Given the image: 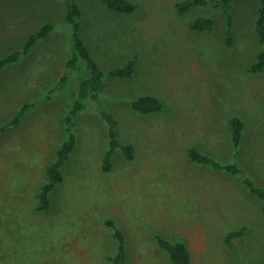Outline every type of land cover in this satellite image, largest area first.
<instances>
[{
    "label": "rangeland",
    "instance_id": "1",
    "mask_svg": "<svg viewBox=\"0 0 264 264\" xmlns=\"http://www.w3.org/2000/svg\"><path fill=\"white\" fill-rule=\"evenodd\" d=\"M73 1L81 10L80 35L104 73L137 56L133 76H106L101 97L134 158L117 151L111 172L102 171L108 127L88 103L74 120L76 147L51 207L37 210L45 170L66 138L72 88L52 89L71 55L69 29L63 0H0V59L21 50L42 25L53 26L28 54L0 69V126L33 104L0 136V264H109L116 242L106 220L125 236L127 264H171L156 234L182 240L191 264H260V199L242 176L188 156L194 147L220 163H237L264 188V71L249 70L264 51L255 31L259 0L231 3L230 47L225 13L210 5L180 14L182 0H130L135 12L122 14L99 0ZM200 16L214 20L211 30L190 28ZM142 95L157 97L162 110L134 111L130 102ZM234 116L244 123L237 149L229 130ZM242 228L243 236L227 246L225 235Z\"/></svg>",
    "mask_w": 264,
    "mask_h": 264
},
{
    "label": "trees",
    "instance_id": "2",
    "mask_svg": "<svg viewBox=\"0 0 264 264\" xmlns=\"http://www.w3.org/2000/svg\"><path fill=\"white\" fill-rule=\"evenodd\" d=\"M99 1L109 10L116 13L132 14L136 10V5L130 0ZM233 1L234 0H182L176 4V9L180 14L186 13L194 8L206 7L209 5L221 9L226 17L224 41L225 44L230 47L233 43V24L228 9ZM63 3L65 7V22L69 29L71 55L65 61L66 69L64 74L58 79L52 91L62 90L69 84L72 88V100L64 119L66 138L61 142L52 161L48 164L45 170L44 181L39 186L36 193V198L38 200L37 210L40 212H46L51 207V194L62 181L63 167L70 159L76 147L74 120L86 108L88 103L96 107L108 127L109 140L108 147L102 158V171L104 173L111 172L113 157L117 151H121L129 161L134 158V147L131 144H124L120 141L116 129L117 122L113 115L103 106L101 97L106 87L105 77L108 76L116 79L131 78L136 70L137 56H133L123 65L104 73L92 57L80 35V24L78 20L81 16V10L79 6L73 0H63ZM189 25L192 30L207 31L212 29L214 20L210 17L200 16L194 18ZM52 30L53 26L51 24L47 23L42 25L37 31L26 38L21 50L13 51L0 59V69L18 62L22 56L28 54L38 40L46 38ZM255 31L258 42L264 45V0H259L257 18L255 20ZM80 64H82V66ZM249 70L252 73L264 71L263 50L256 54L254 61L249 66ZM82 73L84 74L82 75ZM32 105V103H24L7 124L0 126V136L8 127L16 126ZM130 105L134 111L141 114H154L162 110V102L157 97L149 95H142L131 100ZM229 130L233 147L237 149L242 140L244 130L243 121L239 117H232L229 120ZM188 156L190 160L207 165L214 170L242 176V182L248 191L253 196L260 199L261 210L264 213V188L252 181L237 163H220L216 159L201 153L194 147L188 151ZM105 225L112 229V236L116 242L115 252L108 256L109 264H127L128 252L123 232L113 220H106ZM245 230L246 228L229 231L224 238L225 244L232 247L233 241L241 238ZM155 239L158 247L167 255L171 264H191L190 251L182 240L170 241L158 234L155 235ZM260 264H264V260Z\"/></svg>",
    "mask_w": 264,
    "mask_h": 264
}]
</instances>
